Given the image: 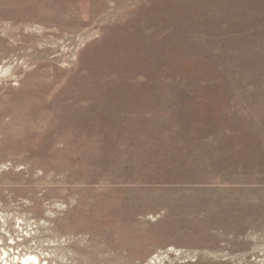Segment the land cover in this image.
Returning <instances> with one entry per match:
<instances>
[{
  "label": "rangeland",
  "instance_id": "obj_1",
  "mask_svg": "<svg viewBox=\"0 0 264 264\" xmlns=\"http://www.w3.org/2000/svg\"><path fill=\"white\" fill-rule=\"evenodd\" d=\"M0 250L264 264V0H0Z\"/></svg>",
  "mask_w": 264,
  "mask_h": 264
},
{
  "label": "bare ground",
  "instance_id": "obj_2",
  "mask_svg": "<svg viewBox=\"0 0 264 264\" xmlns=\"http://www.w3.org/2000/svg\"><path fill=\"white\" fill-rule=\"evenodd\" d=\"M1 255H3V257ZM6 256H7L6 251L5 250H0V260H2V261L4 260L3 264H7ZM15 258L17 259L15 261L17 264H36V263L37 264H41L42 263V261L39 259L38 255L35 254V253H28V254H25V255H22V256H17ZM11 259H13V258H11Z\"/></svg>",
  "mask_w": 264,
  "mask_h": 264
}]
</instances>
